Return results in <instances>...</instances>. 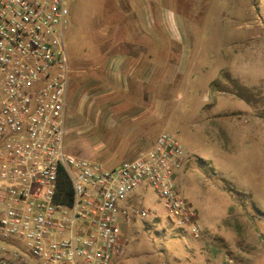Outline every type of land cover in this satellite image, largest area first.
Here are the masks:
<instances>
[{"label":"rangeland","instance_id":"rangeland-1","mask_svg":"<svg viewBox=\"0 0 264 264\" xmlns=\"http://www.w3.org/2000/svg\"><path fill=\"white\" fill-rule=\"evenodd\" d=\"M196 1L165 3L194 26L186 67L193 79L190 90L173 88L164 116L149 132L152 138L171 134L187 152L189 162L176 184L196 211L202 234L194 238L188 228L168 225L157 196L146 187L136 196L145 194L144 207L157 210L159 218L150 215L124 228L125 252L134 264H264V0ZM124 2L118 3L124 8ZM116 3L69 1L65 42L72 76L91 67L118 28L117 36L127 42L138 33L137 19ZM166 21L172 24L170 13ZM94 147L93 137L65 136L69 155L105 169L125 161L110 150L95 154Z\"/></svg>","mask_w":264,"mask_h":264},{"label":"built area","instance_id":"built-area-1","mask_svg":"<svg viewBox=\"0 0 264 264\" xmlns=\"http://www.w3.org/2000/svg\"><path fill=\"white\" fill-rule=\"evenodd\" d=\"M69 1L0 0V264H124V228L159 218L136 197L146 187L168 225L202 234L176 184L188 154L171 134L112 169L66 153Z\"/></svg>","mask_w":264,"mask_h":264},{"label":"crops","instance_id":"crops-1","mask_svg":"<svg viewBox=\"0 0 264 264\" xmlns=\"http://www.w3.org/2000/svg\"><path fill=\"white\" fill-rule=\"evenodd\" d=\"M115 1L119 10L137 19L138 33L127 42L117 36L122 29L118 28L110 46L94 57L92 68L79 77L70 70L65 136L93 137L94 153L110 150L115 158L124 157L119 166L150 148L162 134L152 138L149 130L164 116L173 88L192 87L193 76L186 67L192 49L188 37L195 29L186 17L166 10L165 3L173 0H124V8ZM166 13L172 15L171 25L166 24ZM167 49L173 56L163 54ZM134 263L131 255L125 256L124 264Z\"/></svg>","mask_w":264,"mask_h":264},{"label":"trees","instance_id":"trees-1","mask_svg":"<svg viewBox=\"0 0 264 264\" xmlns=\"http://www.w3.org/2000/svg\"><path fill=\"white\" fill-rule=\"evenodd\" d=\"M59 199L60 201H70L72 196L71 183L67 175L62 172L59 178Z\"/></svg>","mask_w":264,"mask_h":264}]
</instances>
